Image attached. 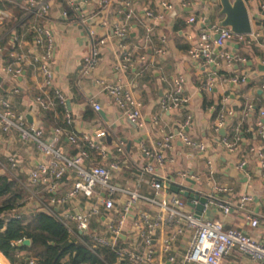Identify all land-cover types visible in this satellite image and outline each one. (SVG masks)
Instances as JSON below:
<instances>
[{
  "label": "crops",
  "instance_id": "1",
  "mask_svg": "<svg viewBox=\"0 0 264 264\" xmlns=\"http://www.w3.org/2000/svg\"><path fill=\"white\" fill-rule=\"evenodd\" d=\"M47 1L49 10L41 22L51 33L53 41L49 65L51 79L47 87L42 85V79L28 57L40 51L31 44L30 34V27L38 22L17 7L0 2V11L6 15L0 21V68L10 61L7 53L11 49L9 36L12 33L21 41L20 52L24 58L19 77L12 78L0 72V98L9 104L11 111L22 116L28 124L40 128L45 142L55 139V147L69 157L74 156L79 148H84L80 142L82 136L92 138L98 131L105 132L106 136L97 142L106 160L89 151L85 165L106 164L113 156H118L119 169L113 172L112 183L135 188L138 182V191L144 195L151 190L149 177L140 174V168L150 164L171 181L170 188L181 186L201 196L214 194L217 199H226L234 204L241 196H251L252 201L245 210L233 207L230 214L223 215L214 204H210L199 218L202 221H220L226 229H237L261 240L264 237V180L259 176L256 158L249 149L264 145L258 127L259 123L264 124V119L259 116V112L264 110V71L257 67L264 66V0H243L248 12L250 35H240L242 39L232 38L221 49L212 47L209 56L195 58L189 55V51L196 45L199 34L213 38L214 28H222L220 23L224 16L220 15L219 0H109L105 8L101 7L102 0ZM160 2L170 4L171 9H160ZM65 8H70L74 14L63 16ZM146 12H150L151 17H147ZM189 18H193V22L189 23ZM119 26H123L124 34L117 38L114 31ZM99 41L103 44L99 45ZM91 48L97 50V55L92 67L84 71L80 61ZM158 50L162 53H157ZM123 53L129 57L128 64L122 61ZM221 53L231 56L230 63L221 57ZM177 77L183 78L186 102L183 107L162 109L160 104L170 91L171 80ZM234 77L244 78V81L232 84L229 80ZM210 79L214 81L213 87L205 90L203 86ZM105 84L119 85L131 94L139 105L140 118L136 124L140 126L129 122L111 101L103 90ZM54 92H58L65 101L71 121L67 127L61 128L62 114L56 111L58 105ZM35 97L49 101V108L41 110L34 102ZM92 104L99 109L95 111ZM247 105L252 106V112L245 111ZM220 113L228 115L223 127L215 131ZM187 116L190 117L189 124L180 130ZM55 128L64 129L82 147L70 144L62 134L55 135ZM179 131L189 140L203 143L204 151L182 144L176 136ZM169 134L175 136L170 148H158L156 142ZM220 138L231 141L238 138V149L229 153L220 145ZM116 148L121 149L120 153H116ZM141 149L161 153V166L147 159ZM11 155L18 159L14 175L21 180H24L27 170L40 160L34 146L22 143L15 132L0 133V166H6L7 157ZM208 156L215 161L213 180L205 171ZM240 162L245 166L238 169ZM0 172V176H5L2 170ZM178 173H185L187 178H179ZM71 182V174L64 176L56 195H63ZM214 186H229L232 194L218 193ZM170 188L167 194H175ZM34 191L46 201L47 196L40 188L36 187ZM178 197L187 203L186 198ZM27 201L22 196L20 206L13 209V213L29 219L41 210L36 202ZM81 205V200H77L64 207L75 210ZM186 207L194 212V208ZM138 208L148 209L142 203ZM247 214L260 218L262 223L252 229L245 219ZM11 215V212L4 213L5 217ZM90 224L91 229L97 230L96 221ZM120 238L123 240L122 236ZM157 238L155 236L152 240L155 247ZM15 245L22 246L21 242ZM185 249L186 240L176 243L172 251L175 256L173 264H180ZM15 254L16 257L23 256V253ZM1 257L4 264H10L2 254ZM163 259V256L157 257L156 261ZM222 264L256 262L232 250L223 258Z\"/></svg>",
  "mask_w": 264,
  "mask_h": 264
},
{
  "label": "built area",
  "instance_id": "2",
  "mask_svg": "<svg viewBox=\"0 0 264 264\" xmlns=\"http://www.w3.org/2000/svg\"><path fill=\"white\" fill-rule=\"evenodd\" d=\"M0 2L17 7L24 15H31L37 24L30 27L31 44L39 49L38 54L29 55L30 64L36 68L37 73L42 79L44 87L49 86L51 79L50 60L53 51V41L51 33L41 23L49 10L47 0H0ZM109 0H102L101 7L105 8ZM162 10H170L171 5L166 2L158 4ZM65 16V12H63ZM147 17H151L150 12H146ZM6 15L0 11V21ZM188 22H193L189 18ZM81 23H84L81 21ZM215 37H210L204 33L199 34L196 45L190 49L191 57L209 56L212 47L223 48L225 43L232 38L242 39L240 35H235L230 28H214ZM13 34V33H12ZM10 35L11 49L7 56L10 61L0 68V72L17 78L21 75V41L16 34ZM114 34L120 38L124 34L123 26L115 28ZM103 44L102 41L98 42ZM157 53L161 54L160 50ZM97 50L91 48L87 56L83 57L80 65L84 71L90 69L95 61ZM221 57L228 63L231 56L221 53ZM122 61L129 63L126 53L122 54ZM123 65L121 64V67ZM232 84L244 81V78H231ZM170 91L161 102L162 109L183 107L186 99L183 95V78L177 77L171 80ZM214 81L212 79L205 83L203 88L211 90ZM104 92L110 97L111 101L125 114L127 120L137 126L140 118L138 107L131 97V94L119 85H103ZM264 90V85L262 86ZM56 104L62 108V121L65 127L70 125V117L65 109L63 97L54 92ZM34 102L41 110H46L50 102L40 97H35ZM95 111L99 109L96 104H92ZM247 113L252 112V106L245 107ZM229 115L231 112H227ZM220 113L215 124V131L223 127L226 115ZM259 116L264 119V110L259 112ZM190 117H186L183 127L188 126ZM259 135L264 141V124L259 123ZM13 131L18 135L22 143H30L40 156V160L25 173L24 180H21L14 171L18 165V159L11 155L7 157V165L0 170L5 176L14 182L22 192V196L28 201L36 202L37 206L45 213L52 216L63 226L68 236L78 242L83 248L93 255L100 264H108L101 253V249H106L112 255L114 263L125 262L127 264H173L175 256L172 251L178 241L185 242L186 249L183 252L180 264H222V260L232 250L251 258L256 264H264V237L257 240L252 236L237 229H226L222 222L214 220L202 221L196 217L195 213L189 211L186 203L178 195L188 192L196 193L198 197H204L206 203L203 211L210 204H214L223 215H228L235 207L238 210H245V206L252 201L249 195L241 196L235 204L226 199H217L214 194L201 196L197 192L187 190L184 187H176L178 193L167 194L171 186V181L160 172L155 171L150 164L140 168V174L149 177V194H142L138 191V182L135 188L122 187L112 183L113 172L119 169L118 156H113L106 164L85 165L88 161V152H96L101 159H105V153L98 144V139L106 136L105 132L98 131L94 136H82L80 142L84 148H79L72 157L62 154L55 147V139L45 142L42 139V131L37 126L28 124L20 115H15L9 104L0 98V133ZM55 135H64L70 144H76L77 140L69 135L64 129L55 128ZM179 141L192 147L196 151L202 152L205 145L201 142L189 140L182 131L176 134ZM171 134L156 142L158 148L168 149L172 143ZM220 145L229 153H234L237 149V140L231 141L227 138H220ZM116 153L121 149L116 148ZM142 154L149 160L155 162L160 167L163 156L153 150L141 149ZM251 153L256 158L257 169L260 178L264 180V145L258 148H250ZM169 162V160H168ZM245 166L244 162L238 163V169ZM205 171L210 180L215 174V161L211 156L205 159ZM71 174L72 182L70 187L63 195H56L61 179ZM179 178L186 179L185 173H178ZM40 188L42 193L47 196L46 201L39 198L34 188ZM218 193L227 195L232 194L229 186H214ZM122 201L120 202V199ZM81 200L82 205L79 209L72 210L71 207H64L71 201ZM144 204L148 209L141 210L138 204ZM192 206L198 204L197 200H190ZM202 211V212H203ZM11 216L19 219L20 216L14 211H10ZM5 219L8 220V217ZM245 219L252 229L257 228L262 220L247 214ZM96 221L97 230L91 229V222ZM264 221V220H263ZM122 236L123 240L120 238ZM158 236V245H152V240ZM17 241L16 243H20ZM174 252V251H173ZM163 256L164 259L156 261L157 257ZM0 264H4L0 254Z\"/></svg>",
  "mask_w": 264,
  "mask_h": 264
},
{
  "label": "trees",
  "instance_id": "3",
  "mask_svg": "<svg viewBox=\"0 0 264 264\" xmlns=\"http://www.w3.org/2000/svg\"><path fill=\"white\" fill-rule=\"evenodd\" d=\"M72 14L74 12L70 8H65V15ZM56 111L62 114L60 106L56 107ZM62 127H65L63 121ZM75 145L82 147L78 143ZM21 198L18 186L7 177L0 176V253L10 264H100L47 213L36 211L29 219L13 216L5 219L4 213L18 208ZM23 239L29 241L28 246L17 247L15 243ZM100 251L108 264L114 263L108 250ZM15 253H23V256L16 257Z\"/></svg>",
  "mask_w": 264,
  "mask_h": 264
},
{
  "label": "water",
  "instance_id": "4",
  "mask_svg": "<svg viewBox=\"0 0 264 264\" xmlns=\"http://www.w3.org/2000/svg\"><path fill=\"white\" fill-rule=\"evenodd\" d=\"M221 11L220 15H223L224 18L220 23V26L223 28H230L235 35H250L251 27L248 17V12L245 7L243 0H219ZM260 71H264V66H257ZM67 104V102H66ZM264 123V120H263ZM221 133H223L221 131ZM2 173L0 172V175ZM170 190L173 193H178L177 188L172 186ZM187 199V205L191 208H194V213L196 217H199L203 211V205L206 203L204 197H198L196 193L184 192L180 194ZM190 200H197L198 204L192 206ZM40 212L45 213V211L40 210ZM29 241L24 239L21 241L22 246H27Z\"/></svg>",
  "mask_w": 264,
  "mask_h": 264
},
{
  "label": "rangeland",
  "instance_id": "5",
  "mask_svg": "<svg viewBox=\"0 0 264 264\" xmlns=\"http://www.w3.org/2000/svg\"><path fill=\"white\" fill-rule=\"evenodd\" d=\"M23 198H24V196H23ZM27 202H29V201H27Z\"/></svg>",
  "mask_w": 264,
  "mask_h": 264
}]
</instances>
